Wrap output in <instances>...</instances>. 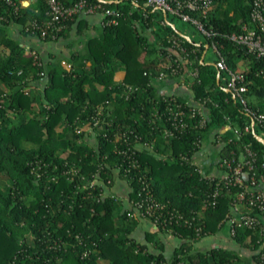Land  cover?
Segmentation results:
<instances>
[{
    "label": "trees",
    "instance_id": "16d2710c",
    "mask_svg": "<svg viewBox=\"0 0 264 264\" xmlns=\"http://www.w3.org/2000/svg\"><path fill=\"white\" fill-rule=\"evenodd\" d=\"M61 1L70 6L80 0ZM85 1L118 14L106 13L103 28L81 38L82 50L44 61L9 31L10 24H18L21 35L51 40L67 34L77 13L42 37L27 25L49 19L47 0H0V264H264L259 208L253 212L260 224L229 233L238 247L198 244L228 224L226 215L243 189L223 181L221 162L239 160L249 146L255 152L251 173L258 182L264 173V143L254 132L264 135V120L253 123L226 88L227 73L218 76L217 66L201 59L205 43L216 41L231 68L246 61L247 102L264 114V55L227 35L260 30L254 0H212L207 13L191 11L217 31L201 45L180 35L160 9L144 10L146 0ZM140 18L154 40L136 25ZM170 48L187 60L192 98L158 91L161 72L170 77L184 71ZM166 55L171 63L159 65ZM118 70L126 71L122 79L115 77ZM173 97L184 105L186 124L168 135ZM192 101L208 112L195 107L193 114ZM205 144H212L216 158L198 163ZM163 234L180 241L170 253Z\"/></svg>",
    "mask_w": 264,
    "mask_h": 264
},
{
    "label": "built area",
    "instance_id": "2783aa9c",
    "mask_svg": "<svg viewBox=\"0 0 264 264\" xmlns=\"http://www.w3.org/2000/svg\"><path fill=\"white\" fill-rule=\"evenodd\" d=\"M7 2H12V0H6ZM50 6L49 9V19L44 22H37L36 20L31 21L27 25V29L31 30L33 33L40 32L42 37H45L51 30H60L64 26V20L76 13L80 8L87 7L88 10H93L98 5H88L85 0H80L79 2L73 5H65L61 0H47ZM146 2L152 6L160 7L166 12H171L176 16H180L182 19L187 21H192L195 23L203 32L206 34H212L213 31L205 28L202 20L194 16L191 11H200L203 14L207 13L208 9L211 6L212 0H146ZM18 8V4H16ZM107 14L116 13L113 9L108 8L106 10ZM253 19L260 26V30L255 27H245L243 31L232 32L227 35L239 42L246 44L249 50L253 51L259 56L264 55V1L263 0H254V8L252 11ZM5 19V14L2 10L0 3V21ZM112 21H117L116 18H113ZM217 33V31L213 32ZM213 49L216 52L217 60H215V65L219 69L224 70L227 73L226 88L232 91L233 95L238 98L244 105V110L250 114L253 118V123L258 120L263 122L264 114H257L251 108L247 102L245 96V91L247 85L243 82L245 74L241 69H233L226 62V57L223 54L219 43L213 41ZM65 63V60L63 61ZM70 67V64H68ZM198 70L192 72L193 75H196ZM165 73L161 72L159 77H164ZM192 104L193 101H192ZM203 104V103H200ZM193 114H195V107H198V112L205 113L203 108L194 104ZM168 118L172 120L174 128H166V133L168 135H173L175 129L180 125H185L182 115H184V105L181 102H177L176 99H168L167 104ZM98 122V120L96 121ZM179 122V123H178ZM229 126V125H227ZM264 126V124H263ZM249 126H246L248 129ZM237 130V129H236ZM238 131V130H237ZM255 161V152L249 147L246 146V151L240 157L239 160L234 158H225L221 162L219 171L223 177V181L226 184L240 185L243 186V189L239 191L237 196L232 201V208L226 215V221L230 226V233L235 234L236 230L240 226H256L261 223V217L257 213L253 212V208H259L264 210V173L261 174L259 182L256 178L255 173H251V170L254 168ZM249 178L250 182L246 179ZM221 181V180H220ZM219 190L217 189L213 193V202L217 201V196Z\"/></svg>",
    "mask_w": 264,
    "mask_h": 264
},
{
    "label": "crops",
    "instance_id": "0c3cea01",
    "mask_svg": "<svg viewBox=\"0 0 264 264\" xmlns=\"http://www.w3.org/2000/svg\"><path fill=\"white\" fill-rule=\"evenodd\" d=\"M36 0H21V2L24 5H31L34 3ZM104 2H120L122 0H101ZM138 4V2H136ZM147 5L151 6L150 4L144 5V10L147 9ZM155 9H160L163 14L164 20H167L168 23H170L176 31L184 36L185 38L192 40L194 43L197 45H201L205 38L201 37L196 39V34H194L190 27L186 26V24H183L182 22H178L176 16V19L172 18L168 12H166L164 9L160 7H155L151 9V11H154ZM76 16L70 25V27L67 30V34L47 40L44 38H41L37 35H21L19 25L18 24H10L8 27L9 31L14 34L16 37H21L23 39V42L26 44L27 49H33L38 52V54L41 56V58L44 61L50 60L53 56H62L63 58H68L71 56V52L76 49H83L84 48V42L81 40L83 36L88 35H94L97 34L104 26L105 24V16L106 13L98 7H96L93 10H88L85 8H80L76 12ZM170 13V12H169ZM155 22L157 23H163L161 19L154 18ZM136 25L141 31H146L148 38L150 40H154L155 35L152 31L151 27H146L144 23L142 22V18L136 19L135 20ZM80 27L83 29V32H80ZM210 46L209 43H205V47L203 50V53L201 55V59H205L207 62L215 64V60L210 58L209 51H210ZM170 52L175 53L178 58L182 61H184V71H182L180 74H176L174 76H164V77H158L156 80V85L158 87V91L160 93H171V94H177L180 96H187L189 98H192L194 96V91L188 84V80L186 79V71H187V65L185 62L187 61L185 56L182 54L181 51H178L177 49L170 48ZM160 59V58H159ZM159 65H164L168 66L171 63V59L169 56H164L163 59L159 60ZM66 67H68V64L66 61L63 63ZM247 62L244 61L243 59L239 61L238 68L244 69L247 66ZM126 74L125 70H118L116 72V79H122ZM218 76H220L218 72ZM196 103V102H195ZM204 112H208L207 107L204 104H200ZM228 127V126H226ZM261 134V133H260ZM221 144V143H220ZM219 145V144H218ZM217 145V146H218ZM210 147H212V144H205L200 152L197 155L196 161L198 163H202L203 161H206L207 156L210 152ZM156 227V226H153ZM151 229L152 226L150 227ZM142 229H144L142 227ZM145 230V229H144ZM212 245H224V246H233V247H238L236 241L229 235L225 234H220L219 240L216 239V237L211 238L210 240H205V242H209ZM250 251H247L249 253ZM254 264H262V263H257L255 262Z\"/></svg>",
    "mask_w": 264,
    "mask_h": 264
},
{
    "label": "rangeland",
    "instance_id": "374dc122",
    "mask_svg": "<svg viewBox=\"0 0 264 264\" xmlns=\"http://www.w3.org/2000/svg\"><path fill=\"white\" fill-rule=\"evenodd\" d=\"M170 16H171L172 18L175 17L174 14L171 13V12H170ZM174 19H176V17H175ZM177 21H178L179 23L182 22L183 24H186V26L190 27L191 31H192L194 34H196V37H195L196 39L201 38V37H204V38H205L206 33L203 32V31H202V30H201V29H200L195 23H193L192 21L184 20V19H182L180 16H178ZM208 56H209L210 58H212L213 60H215L216 53H215V51H214V49H213V46H210V51H209V55H208ZM192 76H194V75H192ZM60 127H61L60 125L57 126L58 129H59ZM90 130H91V129H90ZM90 130H89V131H90ZM92 131H93V130H92ZM92 131L89 133V136H93ZM214 152H215V151L212 149V147H210V152H209V154H208L207 159H206L205 162L208 163L210 159H215V158H216V157H215L216 154H215ZM201 165H202V164H201ZM146 226H147V221H145L144 224H142V227H143L144 229L147 228ZM229 227H230L229 224H226V225L224 226V228H222V229L219 230L218 232L203 237L202 240L198 241V244L201 245V246H203V245H209V244H211L210 241H209V242H205V240H210L211 238H214V237H216V239L219 240V238H220V234H225V235H228V236H229V233H230V231H229ZM152 228H153L154 230L156 229V227H153V226H152ZM144 229L140 228V229H138V230L136 231V235L139 236V238L144 237V235H145V233H144ZM162 237H163V239L167 242V246H168L167 250H168L169 253L172 252V250H174L175 246L178 245V244L180 243V241H179V240H176L175 238H174L173 240H171V238H172L171 234H168V235H164V234H163ZM150 246H152V247L155 248V246H154L152 243H150Z\"/></svg>",
    "mask_w": 264,
    "mask_h": 264
},
{
    "label": "water",
    "instance_id": "95a60500",
    "mask_svg": "<svg viewBox=\"0 0 264 264\" xmlns=\"http://www.w3.org/2000/svg\"><path fill=\"white\" fill-rule=\"evenodd\" d=\"M219 74H220V71H219ZM229 90V89H228ZM230 91V90H229ZM254 132H255V135H256V137L260 140V141H262L263 143H264V135L263 134H260V133H258V132H256L255 131V128H254Z\"/></svg>",
    "mask_w": 264,
    "mask_h": 264
}]
</instances>
